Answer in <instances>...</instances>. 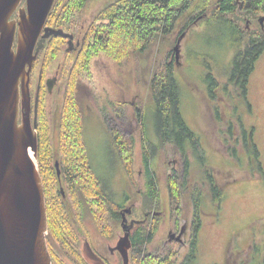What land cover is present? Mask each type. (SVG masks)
Here are the masks:
<instances>
[{"label": "rangeland", "instance_id": "obj_1", "mask_svg": "<svg viewBox=\"0 0 264 264\" xmlns=\"http://www.w3.org/2000/svg\"><path fill=\"white\" fill-rule=\"evenodd\" d=\"M118 1L86 0L82 8L72 5L70 0L55 1L49 17L50 20L54 17V20H51L50 25L67 32H75L83 26L87 35L81 49L83 54L80 52L73 58L81 54L84 56L87 49L96 47L99 27L110 22L104 18L105 12ZM217 1L209 0L208 6L206 0L194 1L179 15L171 29L164 32L166 28L161 25L158 37L146 51L134 55L126 62L119 64L100 52L93 54L87 71L82 73L83 85L79 98L84 114V141L90 166L112 200L123 201L125 193L129 197L130 203L134 205V213L128 217L129 220L144 218L148 205L143 193L147 191L150 178L154 180L157 189L154 207L157 209L152 211L161 212L162 216L151 218L149 230L155 234L147 244L146 251L166 260L170 258V264L183 263L190 252L197 200L202 224L197 235L196 260L191 264H264V52L249 79L246 99L237 98L239 96L232 91L236 98L232 102V110L235 107L236 116L232 117L231 109L225 113L228 120L237 122L239 150L242 144L241 130L252 135L260 153L256 159L261 167L259 170L257 164L253 163L254 157L245 150H241L236 158L225 151L217 132L213 110L206 99L209 75L223 81L222 75L225 77L228 74V63L235 54L234 43L238 36L230 26L236 24L242 31L257 33L261 24L251 16L245 19L237 13L227 19H216L214 8ZM19 7L16 18L12 16L11 20H16L19 12L25 10ZM185 25L189 27L185 29V36L180 43V59L176 61L174 48L182 37L181 31ZM261 28L264 30V25ZM59 40L50 43L61 49L50 65L46 67L49 46L38 60L33 83L30 80L31 97L35 94V84L40 73L44 77H52L59 65L71 66L67 63L71 55L63 49L65 42ZM52 54L56 53L53 51ZM169 64L180 91L183 119L200 141L197 147L199 152H195L196 156H190L186 187L180 188L178 202L171 198L170 184L173 177L182 176L184 160L172 144L161 143L157 134L156 103L152 97L154 88ZM62 80L51 95L46 91L39 103V110L46 114L44 116L49 123L50 146L54 156L51 163L54 168L60 158L59 120L67 82L64 73ZM111 127L125 136L122 141L127 146V154L131 150L129 166L120 158V149L109 130ZM36 132L38 134V127ZM145 152L148 154L149 167L144 163ZM36 162L38 164V157ZM209 176L214 179L216 186L225 185L219 205L212 198ZM56 183L58 187L53 193L52 206H58L59 239L61 221L62 226L68 224L72 233L78 237L81 255L82 249L92 245L100 255L108 257L107 247L111 248L125 233L122 232L120 218L103 212L105 203L102 202L107 201L106 195H96L90 200L82 198V208L74 209L71 200L62 198L60 201L62 183ZM63 186L64 189L70 187L65 181ZM185 224L189 230L183 239L184 243L169 242V231L172 229L179 232ZM139 229L137 226L136 233ZM49 234L63 254L68 255L64 242L60 240L61 243H58L53 234ZM48 246L49 252L57 254L58 263L63 264L62 256L49 241ZM76 259L79 262L78 256L72 257L74 262Z\"/></svg>", "mask_w": 264, "mask_h": 264}, {"label": "trees", "instance_id": "obj_2", "mask_svg": "<svg viewBox=\"0 0 264 264\" xmlns=\"http://www.w3.org/2000/svg\"><path fill=\"white\" fill-rule=\"evenodd\" d=\"M86 0H70L71 4L77 8H82ZM196 0H119L107 8L104 18L110 20L107 25H101L97 33L96 47L87 49L84 56L81 54L77 58L72 56L67 58V63L71 66L63 65L62 71L67 77L64 104L60 114V155L59 167L66 183L70 185L65 189L66 199L71 200L74 209L82 208V198L90 200L96 195L102 196L105 192L102 182L96 176L90 166L88 149L84 141V114L78 98V79L82 82V73L86 72L89 66V60L95 53H102L110 60L116 63H123L131 59L134 55L141 54L152 44L153 40L158 37L159 27L164 25L166 29H171L182 12H185L190 5ZM207 6L209 0H206ZM243 6L241 11L248 12L247 16L237 13V0H218L215 3L216 19L230 18L237 13L245 19L250 16L260 24V17H264V0H240ZM240 17V18H242ZM54 20V17L51 18ZM185 25L181 31L184 35ZM230 29L238 36L237 42L234 43V56L228 63L226 72L222 75L223 81L215 79L211 74L210 82L207 85V100L210 108L213 110V117L217 126L218 135L223 143L224 149L231 157H237L241 150H245L253 158V163L257 164L259 170L260 164L257 158L260 153L256 144L253 142L252 135L241 130V150L237 147L240 144L239 137L236 134L237 122L228 120L225 117L228 109H231L232 117H235V107L232 110V102L236 99L233 92L243 100L247 96V87L249 78L254 70L255 64L264 52V30L259 28V32L242 31L236 24L231 25ZM51 45V46H50ZM47 51L46 67L56 58L61 49L50 44ZM56 48V49H55ZM46 50V49H45ZM44 50V51H45ZM56 54H52V52ZM54 55V58H52ZM85 59L84 60H82ZM87 60V61H86ZM153 99L156 103L157 113V134L162 144H172L182 160H184V171L180 178L172 179L170 184L171 198L178 202L181 196V189L185 188L190 171V156H196L199 152L200 141L197 135L188 127L180 111V91L177 82L173 76V68L169 64L159 80L158 85L154 88ZM221 106V108H220ZM42 109V108H41ZM46 114L41 110L38 119V137L39 153L38 168L43 181L45 200L48 215L49 232L53 234L56 241L64 242V248H67L68 255L76 252L79 245L77 238L66 223L62 226L60 221L59 237L57 236V209L52 206L53 193L58 187V176L56 169L52 166L53 154L50 146L49 123ZM140 116V115H139ZM141 118V116H140ZM238 121V120H236ZM239 123V122H238ZM110 133L113 141L120 149V158L126 166L131 162V150L127 154V146L122 141L125 137L119 130L111 127ZM133 141V139L131 140ZM234 141V142H233ZM195 151L193 152V150ZM192 150V151H191ZM190 152L192 154H190ZM251 160V159H250ZM256 160V161H254ZM144 163L149 167V158L147 152L144 153ZM212 186V198L219 205L223 199L225 185L216 186L214 179L209 176ZM181 180V183L180 181ZM152 178L147 184V191L143 193L148 207L145 212L157 209L154 207V200L157 197V189ZM67 194L69 197H67ZM95 195V196H94ZM62 202V193L59 194ZM201 198V197H200ZM51 199V201H50ZM203 199V198H202ZM108 202V200H107ZM109 203V202H108ZM103 212L111 214L119 208L104 204ZM112 208H111V207ZM111 208V211L109 210ZM196 218L194 221V239L190 252V260H195L197 256V235L201 227L200 205L196 201ZM156 219V218H153ZM150 221L139 226L137 238L133 240L131 250L132 264H170L168 260L148 253L146 246L154 236V231L149 230ZM142 233L140 236L139 234ZM61 243V242H60Z\"/></svg>", "mask_w": 264, "mask_h": 264}, {"label": "water", "instance_id": "obj_3", "mask_svg": "<svg viewBox=\"0 0 264 264\" xmlns=\"http://www.w3.org/2000/svg\"><path fill=\"white\" fill-rule=\"evenodd\" d=\"M55 1L27 0L26 9L11 20L22 0H0V264H52L48 241L66 257L49 234L43 181L34 161L39 149L36 132L39 92L33 124L31 119V72L43 42L50 36H63L71 44L72 36L63 30L46 28ZM237 4V13L246 17L248 12L241 11L242 2L237 0ZM259 21L263 26L264 17ZM184 36L174 48L176 61L180 59ZM52 86L48 85L49 90ZM55 168L60 177L59 162ZM61 192L64 195L62 188ZM131 211L123 213L125 236L117 247L124 264H130L132 249L130 233L135 224L128 225L126 217ZM184 232V228L179 235L170 232L169 241L183 242ZM84 254L90 264H106L88 245Z\"/></svg>", "mask_w": 264, "mask_h": 264}, {"label": "flooded vegetation", "instance_id": "obj_4", "mask_svg": "<svg viewBox=\"0 0 264 264\" xmlns=\"http://www.w3.org/2000/svg\"><path fill=\"white\" fill-rule=\"evenodd\" d=\"M26 4H27V0H22L19 9L22 8V7L26 9ZM16 16H17V11L13 15V19H15ZM50 23H51V20L48 19L47 24H46V28H51V29H55V30H60V29L63 30L64 33L68 34L69 36H72L71 44H70V39L65 38L63 36H50L48 39H46L43 42V48L40 50V52L38 54V59L35 62V65H34V67L32 69V72H31V83H33V81H34L35 69H36L37 63L39 62L38 60H40L42 58L43 51L47 48V46H49V44L53 40H55V41H57V39L58 40L59 39L64 40V42H65V43H63V46H65L63 48L64 49V52L66 54L71 55V56H78L80 54V52H81V49H82L83 45L86 42V39H87V35H85V33H84L85 32V29H84L83 26H81L80 29H78L75 32H67V31H65L62 28H56L55 26H51ZM42 35H44V33ZM40 40H41V38H40ZM70 48H71V50H70ZM65 57L67 58L66 55H65ZM62 68H63V66L62 65H59L58 68H57V70H56V72H55V74H54V76H52V77H44L43 73L42 74L41 73L39 74L37 83L35 84V92H34L35 94L32 95V111H31L32 124H33L34 119H35V116H36V113H35V100H36L37 93L39 92L38 111H37V114L39 115V113H40L39 103L42 100L41 97L45 95L46 91L48 92L49 95H51L53 93V91L60 85V83L63 82V80H62V77H63ZM254 71H255V67H254V70L252 71L251 75L253 74ZM251 75H250V77H251ZM49 84H52L53 85L52 86V90H49V87H48ZM82 85H83L82 82L78 79V83H77L78 98L80 97L79 94H80V92L82 90ZM30 86H31V84H30ZM58 89L61 90L60 88H58ZM31 90H32V86H31ZM31 94H32V92H31ZM79 102H80V98H79ZM19 123H21V120L19 121ZM37 124H38V121H37ZM161 143H162V141H161ZM174 163H176V162H174ZM58 181H60V184L62 183L61 186H60V188H62L65 191L64 186H63V182L65 181V179L63 180V177L60 175V177H58ZM65 183H66V181H65ZM107 193L108 192L105 190L104 194L108 198L106 200H108V202L113 207L115 206V208H119L116 212H111L110 215L112 217L117 216L118 218H120V223H121V228H122L123 234L125 233L124 228L122 226L123 213L127 209H131L132 210L131 211V214L126 216L127 217V220H128V225L131 224V222H134V224H135L134 225V228L131 230V233H130V238H131L132 245H133L134 238H137V236H138L137 233H136V227L137 226H140L142 224H145L148 221L151 222V218L152 217H158V218H160L162 216L161 212H158V211H148V212H144V218L143 219H132L131 218L129 220L128 217L132 216V214L134 213V205L130 203L129 197L126 196V193H125V197H124L123 201H121V202H116V201L112 200V198H110V196ZM62 197L64 199H66L65 192H64V195L62 194ZM108 202L105 201V202H102V203H105L107 206H109V203ZM110 207H109V210L111 211V208L112 207L111 208ZM183 228L185 229V232L183 234V239H184V237L187 236L188 230H189V227H188L187 224H185L184 226H182L179 232H175L172 229L169 232H172L173 234L179 235V233L182 231ZM139 235L141 236L142 233H140ZM168 241H169V237H168ZM119 242H120V238L117 239V241L114 242V245L111 248L110 247H107L108 257L103 256V255H100L98 253V251L94 248V246H92L90 244L89 245L92 248L93 252L95 254H97L106 264H123L124 263V259L122 257L121 252L119 251V249H117ZM173 242H176V241H173ZM173 242H171V243H173ZM178 243L183 244L184 241L183 242H178ZM191 247H192V243L190 244V252H191ZM132 248H133V246H132ZM49 249L50 248L48 246V250ZM84 249H82V255L80 253V248L78 246V248L76 249V252L74 254H71L70 256L65 255L67 258L66 257H62L63 258V264L65 262L64 259L66 261L68 259L72 264H90L85 259ZM190 252H189L187 258L185 259V261H183V263H181V264H191L193 262V260H190V257H189L190 256ZM50 254H51V257H52L53 264H59L58 263V259H57V257H58L57 254H55L53 252H50ZM73 256H78L79 257V262H78L77 259L74 262L72 260V257ZM155 256L162 258V256H159V255H156V254H155ZM171 256L173 257L172 254H171ZM195 260H196V257H195ZM67 263H69V262L67 261ZM67 263L65 262V264H67Z\"/></svg>", "mask_w": 264, "mask_h": 264}, {"label": "bare ground", "instance_id": "obj_5", "mask_svg": "<svg viewBox=\"0 0 264 264\" xmlns=\"http://www.w3.org/2000/svg\"><path fill=\"white\" fill-rule=\"evenodd\" d=\"M29 152H30V156L33 158V153H32V151L30 150ZM33 159H34V158H33ZM34 161H35V163H37L35 159H34Z\"/></svg>", "mask_w": 264, "mask_h": 264}]
</instances>
